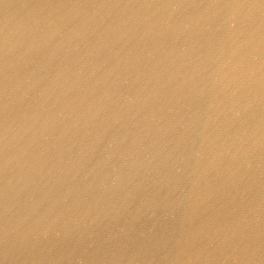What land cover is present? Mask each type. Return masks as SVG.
<instances>
[{
  "label": "water",
  "instance_id": "obj_1",
  "mask_svg": "<svg viewBox=\"0 0 264 264\" xmlns=\"http://www.w3.org/2000/svg\"><path fill=\"white\" fill-rule=\"evenodd\" d=\"M0 264H264V0H0Z\"/></svg>",
  "mask_w": 264,
  "mask_h": 264
}]
</instances>
